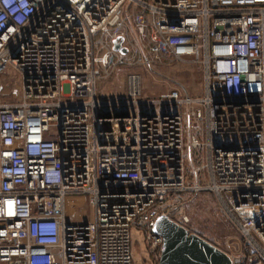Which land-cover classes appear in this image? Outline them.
<instances>
[{
	"label": "built area",
	"instance_id": "1",
	"mask_svg": "<svg viewBox=\"0 0 264 264\" xmlns=\"http://www.w3.org/2000/svg\"><path fill=\"white\" fill-rule=\"evenodd\" d=\"M169 63L199 65L203 94L143 99L130 73L125 101L97 97L115 68ZM8 66L23 85L0 102V264H134L133 229L160 257L158 217L189 224L167 201L204 192L243 239L232 264H264V0H0ZM79 195L93 222H68Z\"/></svg>",
	"mask_w": 264,
	"mask_h": 264
},
{
	"label": "rangeland",
	"instance_id": "2",
	"mask_svg": "<svg viewBox=\"0 0 264 264\" xmlns=\"http://www.w3.org/2000/svg\"><path fill=\"white\" fill-rule=\"evenodd\" d=\"M130 73L142 77L143 99H155L163 93H178L182 97H198L204 92L203 71L195 63L160 64L155 68H115L99 81L97 97L108 102H122L126 97V79ZM23 78L8 66L0 75V102L17 101L22 94ZM113 107L110 112L122 111ZM126 110V109H125ZM176 220L188 217L187 229L231 255H241L243 239L238 228L227 215L218 198L212 193L182 194L167 201ZM68 222H93L95 211L87 195H79L70 208ZM5 233L4 227H0ZM132 253L134 264H158L160 257L145 242L144 233L132 230Z\"/></svg>",
	"mask_w": 264,
	"mask_h": 264
},
{
	"label": "water",
	"instance_id": "3",
	"mask_svg": "<svg viewBox=\"0 0 264 264\" xmlns=\"http://www.w3.org/2000/svg\"><path fill=\"white\" fill-rule=\"evenodd\" d=\"M114 45V51L127 53L118 41ZM153 232L163 238L158 264H232L226 252L167 215L158 217Z\"/></svg>",
	"mask_w": 264,
	"mask_h": 264
},
{
	"label": "crops",
	"instance_id": "4",
	"mask_svg": "<svg viewBox=\"0 0 264 264\" xmlns=\"http://www.w3.org/2000/svg\"><path fill=\"white\" fill-rule=\"evenodd\" d=\"M76 202H77V198H74V199H70L69 200V204L70 205H74V204H76Z\"/></svg>",
	"mask_w": 264,
	"mask_h": 264
}]
</instances>
